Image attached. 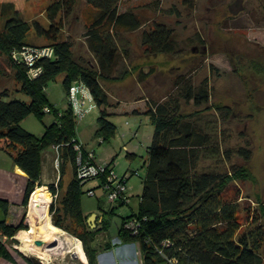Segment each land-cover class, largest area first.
I'll return each mask as SVG.
<instances>
[{
    "label": "trees",
    "instance_id": "obj_1",
    "mask_svg": "<svg viewBox=\"0 0 264 264\" xmlns=\"http://www.w3.org/2000/svg\"><path fill=\"white\" fill-rule=\"evenodd\" d=\"M76 1L53 0L46 9L47 25L39 20L29 23L21 19L13 2L1 4L0 13L8 18L0 29V57L8 60L17 92L25 94L29 100L11 99L7 89L0 92V148L27 175L22 204L27 205L29 195L38 186L48 185L52 193L57 192L59 205L55 202L50 205L53 224L68 230L64 221L70 217L76 229H81L74 230V234L82 242L88 264H97L99 251L111 249L112 243L106 241L103 246L93 243L99 233L109 230L114 209L126 202L122 198L111 201L104 193L110 207L104 209L99 202V208L104 211L101 222L95 228L87 223L88 215H84L81 208V195L91 188L83 189L88 180L78 178L76 157L80 150L86 159L91 151L76 137L77 117L70 101L66 109L60 110L49 101L46 87L62 76L67 94L73 84L86 88L99 108L94 135L101 141L109 140L116 124L109 119L111 104L100 81H118L129 74L124 71L115 76L123 57L116 37L119 32L139 29L143 21L132 12H119V0H86L90 10L85 36L95 64L85 65L73 57L72 41L61 38L64 19L71 14ZM31 29L46 42H29L26 38ZM141 44L145 55H155L175 52L177 40L173 29L157 23L143 30ZM37 52H40L38 58L28 64L26 54ZM152 70H140L139 77L147 78ZM173 84L174 94H169L165 101L151 99L144 111L134 109V113L148 115L154 129L147 146L146 173L138 210L122 217L118 239L123 243H136L140 264H264L262 215L258 210L242 206L239 194L230 188L234 180L251 177L247 166H232L225 172L198 169L211 136L197 124L195 113L182 112L179 100L200 106L209 100V88L206 83L195 87L190 74L179 75ZM46 114H51L53 120L45 124L40 136L21 125L29 115L43 122ZM77 144L79 150L75 149ZM53 146H58L56 153L60 159L57 187L54 182L43 184L41 179L42 155ZM238 153L246 162L251 158L247 148H240ZM68 163L72 165L73 174L63 191L62 180ZM111 164L108 162L107 171L97 177L100 187L112 169ZM127 180L125 175L121 177L125 185ZM125 196L128 197L127 189ZM0 207L7 215L9 204L5 199L0 198ZM133 218L137 223L136 232L125 227L127 220ZM23 229H28L23 220L18 223L0 220V259L15 262V255L6 241L16 242V234ZM15 251L27 264H36L30 256L17 248Z\"/></svg>",
    "mask_w": 264,
    "mask_h": 264
},
{
    "label": "rangeland",
    "instance_id": "obj_2",
    "mask_svg": "<svg viewBox=\"0 0 264 264\" xmlns=\"http://www.w3.org/2000/svg\"><path fill=\"white\" fill-rule=\"evenodd\" d=\"M52 1L0 0V6L4 2H13L21 19L29 23L39 20L47 25L46 9ZM233 2L234 0H193L190 4L189 0H119L118 11L136 14L142 19L143 25L133 31L119 32L116 37V44L123 57L116 67L115 76L124 71L129 74L118 81H100L111 104L108 107L112 112L109 119L116 124L115 133L106 141H101L94 135L98 126L99 108L84 87L79 88L84 116L77 119L75 125L77 139L86 150L93 152L96 162L111 161L114 175L118 178L123 175L128 177L127 203L114 209V213L110 215L109 230L99 233L93 245L103 246L106 241H110L120 246L123 242L118 239V227L122 217L138 210L146 173L147 146L152 140L154 127L148 115L134 113V109L144 111L151 99H168L169 94H174L173 81L182 74H190L195 87L206 83L210 90L209 100L200 106L192 101L186 103L179 100L182 112L195 113L197 124L211 136L209 147L201 154L198 169L225 172L231 170L232 166H247L251 177L234 180L230 188L233 193L239 194L242 206H249L261 213V222L264 224V4L263 0H243V10L233 15L228 8ZM89 10L86 0H77L71 14L64 19L61 38L72 41L73 57L76 60L85 65H94L95 57L88 48L85 36ZM11 13L14 14V11ZM7 18L0 13V29ZM157 23L173 29L177 40L176 50L173 53L145 55L141 44L142 32ZM26 39L34 44L46 42L43 37L36 35L34 29H31ZM151 69L152 73L147 78L139 77L140 70L148 72ZM16 87L8 60L1 56L0 92L7 89L11 99L28 101V96L17 92ZM46 92L49 101L60 110L69 106L62 76L50 81ZM52 120L51 114H46L43 122L34 115H29L21 121V125L40 136L45 124ZM240 148L251 151V158L247 162L238 153ZM53 155V164L44 156L41 172L43 184L58 182L60 166L55 164L58 155L55 150ZM0 157L6 159L1 148ZM72 174V165L68 163L62 180L63 191ZM99 184V178L88 180L84 184V191L95 189L93 195L86 192L81 195L82 212L88 217L93 214H97L99 218L103 216L104 211L99 208V202L104 209L110 207ZM47 188L51 196V191ZM31 194L27 206L22 204L21 209L17 206L7 215L0 207V220L5 219L7 223L23 220L29 228L32 222L29 218ZM54 202L52 203L59 205L60 196ZM49 205L48 212L52 218ZM98 216L93 218L94 222L89 220L91 227L95 228L97 225ZM241 216H245L244 211ZM64 224L69 229H62L71 233L72 238L76 237L74 230H81L76 229L70 217H67ZM15 239L16 242L9 239L6 243L14 255L20 258L15 251L19 240L16 236ZM57 240V244L50 247L53 249L51 251H55L47 262L35 252L25 251L23 254L33 256L44 264H77V258L73 256V239L65 241V246L62 247L59 246L60 240ZM107 255L111 258L109 264L136 263L141 259L137 249L126 254L116 253L114 249L113 253L107 252Z\"/></svg>",
    "mask_w": 264,
    "mask_h": 264
},
{
    "label": "bare ground",
    "instance_id": "obj_3",
    "mask_svg": "<svg viewBox=\"0 0 264 264\" xmlns=\"http://www.w3.org/2000/svg\"><path fill=\"white\" fill-rule=\"evenodd\" d=\"M48 197L49 192L46 186H38L32 192L29 204V218H31L32 222L28 229L20 230L16 234V238L20 240L17 247L23 251H27V253L29 251L35 252L44 262H47L55 250L51 251L53 250L51 248L38 247L35 244V240L43 239L45 242H50L59 239V246L62 247V245L65 246V241L73 239V250L78 252L80 259L84 260L85 257L80 240L75 236L72 238L71 233H66V230L64 231L51 221L50 215L48 214ZM41 225L44 226L43 229H40Z\"/></svg>",
    "mask_w": 264,
    "mask_h": 264
},
{
    "label": "crops",
    "instance_id": "obj_4",
    "mask_svg": "<svg viewBox=\"0 0 264 264\" xmlns=\"http://www.w3.org/2000/svg\"><path fill=\"white\" fill-rule=\"evenodd\" d=\"M78 95H79V92H78ZM79 98H80V96H79ZM49 149H47L42 155V166H43L44 156H46L48 161L50 163L52 162V164H53L52 158L54 156L53 154H54L55 148L51 147ZM4 154L6 155V159L4 157H2V158L0 157V198L5 199L8 202L9 211H11L14 208H17V206L19 207V209H21L23 206L22 201H23V196H24L26 182H27V175L18 166L13 164L11 158L5 152H4ZM43 186L48 187V185H43ZM49 198H50V200H49ZM48 202L51 204V196L50 195L48 197ZM48 210H49V208H48ZM89 217L87 219H89ZM50 219L52 221L51 217H50ZM97 220H98L97 224H99L101 222L102 218L100 217ZM97 220H96V222H97ZM87 221H89V220H87ZM93 222H94V219H93ZM43 228H44V226L41 225L40 229H43ZM17 239L19 240V238H17ZM19 243H20V240H19ZM80 243H81L85 258H84V260H82V259H80V256L76 257L77 258V264H88V257L86 255V252L84 250V247H83L81 241H80ZM120 244H121L120 246H119V244H117V245L112 244V248L109 250H100L98 255H97V264H105V263L109 264L111 258H110V256L107 255V252L113 253L114 249H116V253H123V254H126V252H129L132 250L136 251V249H137V252L139 251L136 243L132 244L131 242H126V243H120ZM98 245H100V244H98ZM17 249H20V248L17 247ZM19 251L22 253L25 252L23 250H19ZM30 252H32V251H30ZM14 259H15V262H12L8 259L1 258L0 264H26L25 260L21 257L17 258V256H15ZM140 263H141V259H139V261L136 263L131 262L128 264H140Z\"/></svg>",
    "mask_w": 264,
    "mask_h": 264
},
{
    "label": "built area",
    "instance_id": "obj_5",
    "mask_svg": "<svg viewBox=\"0 0 264 264\" xmlns=\"http://www.w3.org/2000/svg\"><path fill=\"white\" fill-rule=\"evenodd\" d=\"M39 55L40 52L26 54L25 60L27 61L28 64L31 65L33 61L36 58H38ZM36 74L37 73H35L34 75ZM81 87L82 86H77L73 84L70 87L68 94L73 113L77 117V119H80L82 118V116H84V110L82 108V103L78 95L79 88ZM46 110L48 111L49 109L46 108ZM53 147L55 148L56 152H58V146H53ZM75 149L79 150L80 145L78 144L75 145ZM55 164L56 166H59L60 164V159L58 155L55 158ZM76 164H77V176L78 178L83 180L95 179L98 176L104 174L108 169L107 163H98L94 160L93 152H89L88 157L84 159L82 153L79 150L76 157ZM55 186L57 187V183H55ZM101 187L109 200L116 201L122 198L127 203L128 197L125 196V192L127 189L126 185L121 182V178H118L116 175L113 174L112 169L108 173L106 180L103 182V185ZM50 194H51V203H52L56 201L58 193L51 192ZM87 194L89 195L95 194V189L92 188L89 189L87 191ZM125 227L129 229H133L134 232H136L137 223L135 218L127 220V222L125 223Z\"/></svg>",
    "mask_w": 264,
    "mask_h": 264
},
{
    "label": "water",
    "instance_id": "obj_6",
    "mask_svg": "<svg viewBox=\"0 0 264 264\" xmlns=\"http://www.w3.org/2000/svg\"><path fill=\"white\" fill-rule=\"evenodd\" d=\"M229 11L231 14L235 15L237 13H239L241 10H243V0H234L233 3H231L229 6ZM97 216V214H93L89 217L88 220H93V218H95ZM88 224L91 225V222L88 221ZM95 225V223H94ZM35 244L37 246H43L45 245L47 248H50L52 246H55L57 244V240H54L52 242H45L44 240L42 239H37L35 240ZM73 256L74 257H79L78 253L77 252H73ZM32 260L34 261V263H38V262H41V260L39 259H36L35 257L31 256Z\"/></svg>",
    "mask_w": 264,
    "mask_h": 264
},
{
    "label": "flooded vegetation",
    "instance_id": "obj_7",
    "mask_svg": "<svg viewBox=\"0 0 264 264\" xmlns=\"http://www.w3.org/2000/svg\"><path fill=\"white\" fill-rule=\"evenodd\" d=\"M51 204H52V203H51ZM51 204H50V205H51Z\"/></svg>",
    "mask_w": 264,
    "mask_h": 264
}]
</instances>
